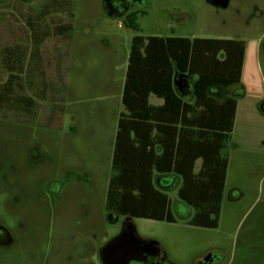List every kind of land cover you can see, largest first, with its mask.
<instances>
[{
    "label": "rangeland",
    "instance_id": "obj_1",
    "mask_svg": "<svg viewBox=\"0 0 264 264\" xmlns=\"http://www.w3.org/2000/svg\"><path fill=\"white\" fill-rule=\"evenodd\" d=\"M135 11H145L140 31L110 16L103 0H0V90L10 74L18 78L16 99L0 102V227L12 239L0 244V264H103L100 249L128 222L163 250L160 264H201L213 250L223 252L219 264H264V0H145ZM138 34L245 41L241 93L221 86L237 110L222 151L229 161L218 227L190 224L195 208L179 197L180 176L163 190L175 221L110 218L107 191Z\"/></svg>",
    "mask_w": 264,
    "mask_h": 264
},
{
    "label": "trees",
    "instance_id": "obj_2",
    "mask_svg": "<svg viewBox=\"0 0 264 264\" xmlns=\"http://www.w3.org/2000/svg\"><path fill=\"white\" fill-rule=\"evenodd\" d=\"M141 13L145 11L130 12L124 24L140 31ZM245 51V41L232 38L141 34L132 38L122 93L125 111L118 120L114 174L106 198L110 213L175 221L169 196L154 183L157 172L174 182L181 177L179 197L195 208L190 224L218 227L229 161L222 151L234 129L237 98L216 94L217 88L230 85H238L241 93ZM176 73L191 82L185 92L174 85ZM16 79V74L8 76L0 102L14 98ZM152 94L164 103L152 104ZM26 99L22 102L31 106ZM199 159L202 164L196 172Z\"/></svg>",
    "mask_w": 264,
    "mask_h": 264
},
{
    "label": "water",
    "instance_id": "obj_3",
    "mask_svg": "<svg viewBox=\"0 0 264 264\" xmlns=\"http://www.w3.org/2000/svg\"><path fill=\"white\" fill-rule=\"evenodd\" d=\"M21 1L26 2L28 0ZM211 1L213 4L223 7L229 3V0ZM103 6L107 13L113 17H123L127 12V8L118 3L117 0H103ZM190 84L191 82L184 74H175L174 85L178 91L185 92L190 87ZM175 182L169 176L157 178L158 185L164 189L173 186ZM110 218H116L115 214L111 213ZM150 248H159V245L153 240L141 238L132 223L128 222L124 224L121 232L113 236L102 246L99 254L103 264H130L132 261L144 262V253Z\"/></svg>",
    "mask_w": 264,
    "mask_h": 264
},
{
    "label": "flooded vegetation",
    "instance_id": "obj_4",
    "mask_svg": "<svg viewBox=\"0 0 264 264\" xmlns=\"http://www.w3.org/2000/svg\"><path fill=\"white\" fill-rule=\"evenodd\" d=\"M145 0H117L118 3L125 6L127 8V12L123 17H125L127 14H129L132 11H135ZM211 3L212 1L209 0ZM230 1V0H229ZM134 9V10H133ZM2 233H5L6 237L2 238ZM12 241L10 235L7 233L5 228L0 227V244H10ZM7 242V243H5ZM222 253L221 251H211L208 254L204 256V258L201 261V264H219L222 261ZM145 261L142 262V264H160L164 261V253L162 252V249L159 248H150L144 253ZM139 262V261H138Z\"/></svg>",
    "mask_w": 264,
    "mask_h": 264
},
{
    "label": "crops",
    "instance_id": "obj_5",
    "mask_svg": "<svg viewBox=\"0 0 264 264\" xmlns=\"http://www.w3.org/2000/svg\"><path fill=\"white\" fill-rule=\"evenodd\" d=\"M128 66V65H127ZM18 79V78H17ZM17 79H16V81H17ZM16 81H15V83H16ZM15 83H14V85H15ZM218 89V93L216 94V96L217 97H219V98H222L221 97V88H217ZM150 102L152 103V104H154V105H161V104H163L164 103V100H163V98H160V97H158V96H156V95H154V94H152V95H150ZM117 133V132H116ZM157 152L158 153H160L161 151H162V148L160 147V146H158L157 148ZM198 161V160H197ZM197 161H196V164H195V171H196V165H197ZM161 175L159 174V173H155V176H154V183H155V185H156V187L157 188H159V189H161L162 191L164 190V188H162L161 186H159L158 185V183H157V178H159ZM224 196H225V189H224V193H223V198H224ZM243 196V193L242 192H240V195L238 196V198L239 197H242ZM222 201H223V199H222Z\"/></svg>",
    "mask_w": 264,
    "mask_h": 264
}]
</instances>
